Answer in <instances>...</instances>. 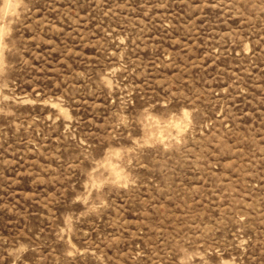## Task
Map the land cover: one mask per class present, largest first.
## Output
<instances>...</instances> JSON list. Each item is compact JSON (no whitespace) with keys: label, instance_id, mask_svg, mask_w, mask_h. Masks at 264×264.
Segmentation results:
<instances>
[{"label":"rangeland","instance_id":"374dc122","mask_svg":"<svg viewBox=\"0 0 264 264\" xmlns=\"http://www.w3.org/2000/svg\"><path fill=\"white\" fill-rule=\"evenodd\" d=\"M0 264H264V0H0Z\"/></svg>","mask_w":264,"mask_h":264}]
</instances>
